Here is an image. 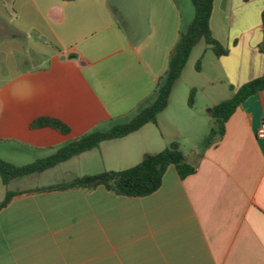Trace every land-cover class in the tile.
Here are the masks:
<instances>
[{
    "label": "crops",
    "instance_id": "1",
    "mask_svg": "<svg viewBox=\"0 0 264 264\" xmlns=\"http://www.w3.org/2000/svg\"><path fill=\"white\" fill-rule=\"evenodd\" d=\"M190 1L0 0V158L32 163L150 105L193 16ZM263 11L264 0H214L211 33L228 49L215 59L224 79L209 81L225 85L217 92L233 95L263 75ZM181 79L156 123L23 176L30 185H6L22 193L0 209V264H264V89L235 110L223 135L192 149V174L170 165L150 195L38 190L100 173L98 161L103 171L132 167L178 142L185 117L174 107L196 116L189 87L177 93ZM43 116L69 133L31 127Z\"/></svg>",
    "mask_w": 264,
    "mask_h": 264
},
{
    "label": "trees",
    "instance_id": "2",
    "mask_svg": "<svg viewBox=\"0 0 264 264\" xmlns=\"http://www.w3.org/2000/svg\"><path fill=\"white\" fill-rule=\"evenodd\" d=\"M214 0H192L195 14L188 27L181 32L180 38L171 54L168 69L160 79L155 91V100L148 106L140 109L128 122L117 124L107 131H93L77 140L70 141L60 147L53 154L37 159L25 165H16L0 158V176L7 185L12 179L26 175L40 173L58 163L84 151L97 147L101 142L114 138L123 137L136 131L149 122L156 123L157 116L169 103L170 94L174 85L181 77L184 68L194 47L202 39L206 45L214 50L217 56L225 55L228 49L216 40L210 29V17ZM262 26L264 30V11L262 14ZM264 54V40L259 45ZM198 61L196 67L199 68ZM264 89V73L239 87L231 98L215 104L211 108V114L215 119V125L211 128L206 144H211L216 137L225 132V125L235 110L250 96ZM194 89L190 91L188 103L194 105ZM53 127L66 134L70 128L61 120L53 117H39L31 123V127ZM170 165H174L182 178L192 174L196 166L192 164L180 148V143L174 141L161 151L145 155L138 164L123 170H105L96 174L76 176L68 181L57 185H49L38 190H64V189H87L92 190L104 186L107 190L125 196H147L158 190L162 184L164 174ZM22 193L21 191L6 192L0 209L5 207L12 197Z\"/></svg>",
    "mask_w": 264,
    "mask_h": 264
},
{
    "label": "rangeland",
    "instance_id": "3",
    "mask_svg": "<svg viewBox=\"0 0 264 264\" xmlns=\"http://www.w3.org/2000/svg\"><path fill=\"white\" fill-rule=\"evenodd\" d=\"M192 8V15L188 22H184V24L189 25L192 19L194 18L195 9L190 1ZM186 25V26H187ZM185 26V27H186ZM188 27V26H187ZM186 27V28H187ZM207 45L205 41L202 39L199 43L194 47L189 60L184 68L182 73V79L178 85L177 93L182 92V88L189 87L187 89V96L189 99L190 91L194 89V105L196 109V116L194 118L190 116H186L185 113H182V105H176L174 109L177 113L182 114L185 117L182 125H180V148L187 155V157H191L192 149L197 152H201L206 145L207 137L210 133L211 128L215 125V119L212 114L208 111V108H212L215 104H218L224 100L232 97L226 89L223 92H217V89H221L222 85L219 81H216L214 85L209 83L212 78H222L224 79V75L220 70V67L216 64V54L213 49H206ZM204 55V56H203ZM198 61L199 68L196 67ZM10 72L11 70L8 69ZM4 70L0 69V81L3 79ZM186 89V88H185ZM187 117V118H186ZM188 120H193V123H190ZM170 145V144H169ZM167 147V146H166ZM95 171H103V166L99 164H95L93 170ZM90 171V170H89ZM55 179V176L53 177ZM35 184H40L43 179H34ZM32 182L30 179H25L24 177H19L17 180L12 182L9 186L10 189H16L17 187H23L30 185ZM6 185L3 183V180L0 176V204L4 201L6 197Z\"/></svg>",
    "mask_w": 264,
    "mask_h": 264
},
{
    "label": "built area",
    "instance_id": "4",
    "mask_svg": "<svg viewBox=\"0 0 264 264\" xmlns=\"http://www.w3.org/2000/svg\"><path fill=\"white\" fill-rule=\"evenodd\" d=\"M257 135L259 137H264V125L261 128L258 129Z\"/></svg>",
    "mask_w": 264,
    "mask_h": 264
}]
</instances>
